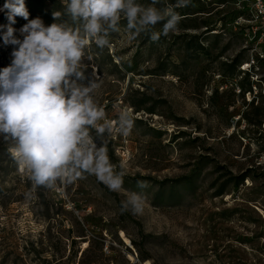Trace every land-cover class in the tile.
Listing matches in <instances>:
<instances>
[{"label": "rangeland", "instance_id": "obj_1", "mask_svg": "<svg viewBox=\"0 0 264 264\" xmlns=\"http://www.w3.org/2000/svg\"><path fill=\"white\" fill-rule=\"evenodd\" d=\"M240 1L136 0L174 9L176 31L155 42L150 32L133 38L121 15L108 45L86 46L80 83L98 84L91 95L113 122L110 134L90 136L123 173L120 192L88 173L34 187L14 142L0 136V264H264V62L248 66L251 51L234 26ZM68 2L25 5L46 26L81 27ZM5 3L0 69L13 50L3 42ZM26 23L16 16L11 24L20 39ZM121 112L133 119L127 136L116 130ZM133 192L145 198L141 214L122 211Z\"/></svg>", "mask_w": 264, "mask_h": 264}, {"label": "clouds", "instance_id": "obj_2", "mask_svg": "<svg viewBox=\"0 0 264 264\" xmlns=\"http://www.w3.org/2000/svg\"><path fill=\"white\" fill-rule=\"evenodd\" d=\"M157 2L153 0V5ZM189 2L177 0L176 7ZM4 8L10 24L3 42L13 50L10 65L0 69V136L14 142L10 151L19 167L30 173L34 187L52 188L58 180L72 183L88 173L110 191L120 192L123 173L114 172L106 148L90 136V129L97 136L110 134L113 122L106 120L91 95L98 84L80 83L86 80L80 68L84 50L90 41L101 48L108 45L109 30H118L121 15L133 38L150 32L153 42L175 32L181 16L172 8L145 7L136 0H69L67 14L81 24L73 28L56 22L46 26L39 17L29 19L25 0H6ZM60 15L53 13L55 20ZM16 16L27 21L19 30L23 39L11 27ZM160 23L161 31H151ZM115 124L127 136L133 119L121 112ZM138 186L147 184L140 181ZM144 203L145 198L133 192L122 203V211L141 214Z\"/></svg>", "mask_w": 264, "mask_h": 264}, {"label": "built area", "instance_id": "obj_3", "mask_svg": "<svg viewBox=\"0 0 264 264\" xmlns=\"http://www.w3.org/2000/svg\"><path fill=\"white\" fill-rule=\"evenodd\" d=\"M234 26L242 33L245 45L251 51V64L259 69L264 62V0H244ZM244 71L247 69L242 68Z\"/></svg>", "mask_w": 264, "mask_h": 264}]
</instances>
